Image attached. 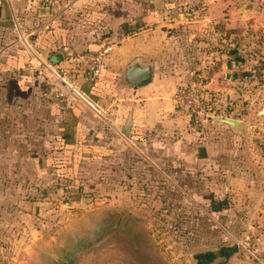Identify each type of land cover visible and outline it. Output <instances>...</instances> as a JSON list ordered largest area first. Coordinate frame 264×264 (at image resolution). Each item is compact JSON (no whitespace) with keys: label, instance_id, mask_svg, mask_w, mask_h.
Masks as SVG:
<instances>
[{"label":"rangeland","instance_id":"1","mask_svg":"<svg viewBox=\"0 0 264 264\" xmlns=\"http://www.w3.org/2000/svg\"><path fill=\"white\" fill-rule=\"evenodd\" d=\"M191 6L215 16L197 33L208 59L229 53L240 75L227 100L217 93L244 131L229 140L227 166L140 153L123 160L139 170H115L114 160L104 170L89 157L69 170H27L19 200L10 182L0 207L1 264H264V0Z\"/></svg>","mask_w":264,"mask_h":264},{"label":"crops","instance_id":"2","mask_svg":"<svg viewBox=\"0 0 264 264\" xmlns=\"http://www.w3.org/2000/svg\"><path fill=\"white\" fill-rule=\"evenodd\" d=\"M195 1L80 0L46 26L51 15L45 0H0V207L8 202L10 182L17 201L27 170H61L52 166L55 158L68 164L89 157L103 161L104 170L109 160L115 170H139L137 161L125 169L123 160L140 153L152 161L198 159L200 167L227 166L221 159L230 151L229 140L240 141L244 131L218 121L211 135L195 132L172 98L190 71L204 75L208 90L226 100L238 87L229 53L208 59L203 51L204 36L197 33L210 31L216 20L210 7H192ZM103 45L110 50L95 80L74 70L101 115L59 98L34 71L31 48L49 59L54 52L77 55ZM137 58L154 64L152 80L142 86L127 79ZM0 251L3 259V243Z\"/></svg>","mask_w":264,"mask_h":264},{"label":"built area","instance_id":"3","mask_svg":"<svg viewBox=\"0 0 264 264\" xmlns=\"http://www.w3.org/2000/svg\"><path fill=\"white\" fill-rule=\"evenodd\" d=\"M80 0H45L49 7L50 19L45 24L62 18L74 8ZM109 45H103L95 51L87 50L66 59L63 66L51 63L48 57L31 48V58L35 61L34 71L56 92L57 96L65 101L80 104L97 115H101L100 108L84 90L82 83L75 75L74 70H81L88 81L97 78L103 67ZM217 93L208 90L204 76L190 71L185 82L179 84L173 92V102L182 112L191 118V129L202 135H207L213 123L219 118H229L230 112L220 104Z\"/></svg>","mask_w":264,"mask_h":264},{"label":"water","instance_id":"4","mask_svg":"<svg viewBox=\"0 0 264 264\" xmlns=\"http://www.w3.org/2000/svg\"><path fill=\"white\" fill-rule=\"evenodd\" d=\"M68 52H54L49 54V61L51 63H60L65 61L66 56H71ZM154 64L152 62H142L141 59H135L127 68V79L134 86H142L149 83L153 77ZM219 121L229 124L234 128L241 126L240 122L231 118L221 117Z\"/></svg>","mask_w":264,"mask_h":264},{"label":"trees","instance_id":"5","mask_svg":"<svg viewBox=\"0 0 264 264\" xmlns=\"http://www.w3.org/2000/svg\"><path fill=\"white\" fill-rule=\"evenodd\" d=\"M233 60H231V64H232ZM204 76V75H203ZM204 80L206 81V78L204 76ZM223 102V98L220 99V103ZM226 109H227V105L224 106ZM229 111V110H227ZM230 112V111H229ZM231 113V112H230ZM82 158V157H81ZM70 161V160H69ZM53 167H56V168H60L61 170H66V167H67V162H66V159L64 158H55L53 159ZM70 168H68L69 170ZM78 192L81 193V187L79 186L78 187ZM69 191V190H68ZM112 224V223H110ZM55 249V248H54ZM55 251V250H54ZM52 252H53V249H52ZM37 264V263H35ZM38 264H44V263H38ZM47 264H59V262L57 260H51L49 263Z\"/></svg>","mask_w":264,"mask_h":264}]
</instances>
